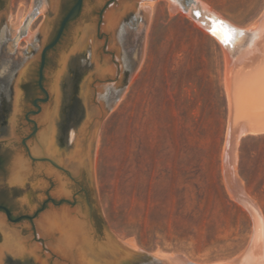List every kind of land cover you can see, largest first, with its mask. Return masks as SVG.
Instances as JSON below:
<instances>
[{
	"label": "water",
	"instance_id": "95a60500",
	"mask_svg": "<svg viewBox=\"0 0 264 264\" xmlns=\"http://www.w3.org/2000/svg\"><path fill=\"white\" fill-rule=\"evenodd\" d=\"M144 1L155 0H76L49 44L66 0H30L20 27L23 7L9 25V0L4 1L0 15L14 38L5 58L17 62L0 69L6 75L0 83V192L7 195L13 214L24 215L13 219L0 206V264H192L179 254L140 251L132 237L119 240L106 227L96 195L99 128L144 56L150 20L149 7H141ZM166 1L170 15L181 12L212 36L224 58L228 113L222 181L231 199L248 213L252 233L237 258L218 264H264L263 219L235 174L239 135L264 132V11L244 29L199 0ZM38 14H43L42 22L28 34ZM213 29L232 30L228 46ZM20 40L26 42L22 49L17 46ZM36 82L43 96L31 104L38 93ZM31 106L35 110L25 116L32 119L25 121L32 131L23 119ZM25 147L31 156L42 158L29 162ZM71 184L77 186L73 195L67 190ZM46 197L58 202L50 199L36 217L27 216Z\"/></svg>",
	"mask_w": 264,
	"mask_h": 264
},
{
	"label": "rangeland",
	"instance_id": "374dc122",
	"mask_svg": "<svg viewBox=\"0 0 264 264\" xmlns=\"http://www.w3.org/2000/svg\"><path fill=\"white\" fill-rule=\"evenodd\" d=\"M249 28L264 0H200ZM30 0H9V25ZM142 63L99 128L94 182L109 231L140 250L179 254L195 264L229 262L247 246L252 224L222 181L228 101L220 44L166 0L151 5ZM43 16L29 24L33 34ZM26 46L24 40L17 43ZM236 172L264 221V133L241 137ZM264 250V238L262 242Z\"/></svg>",
	"mask_w": 264,
	"mask_h": 264
},
{
	"label": "flooded vegetation",
	"instance_id": "af4514ba",
	"mask_svg": "<svg viewBox=\"0 0 264 264\" xmlns=\"http://www.w3.org/2000/svg\"><path fill=\"white\" fill-rule=\"evenodd\" d=\"M4 1L5 0H0V10H1V7H2V5H3V3H4ZM67 2H66V4H65V6H64V8H62L61 9V12H60V14H59V17H58V22H57V24L55 25V27L53 28V30H52V32H51V35H50V37H49V39H48V41H47V43L46 44H49L52 40H53V38L55 37V35H56V33H57V31H58V29H59V26H60V23H61V21H62V19L65 17V15L67 14V12L72 8V6L76 3V0H66ZM83 3H84V0H83ZM83 3H82V5H83ZM82 8V7H81ZM35 10V9H34ZM70 22L71 21H69V22H67L66 23V25H65V27H64V30H63V33H62V36H63V34L65 33V31H66V29H67V27H68V25L70 24ZM62 38V37H61ZM13 39L14 38H11L10 36H9V34L7 33V31H6V28H5V25H4V17H3V15H0V69H2L3 67H8V66H14V61H16V60H14L13 59V57H9V58H11V59H9V58H5V56L7 55H9V53H10V51H9V48H10V46L12 45V44H9V42H12L13 41ZM45 44V45H46ZM52 50V49H51ZM49 52V51H48ZM47 52V53H48ZM10 56V55H9ZM46 56H47V54H46ZM17 62V61H16ZM45 64H46V58H45ZM1 73V72H0ZM3 81H6V75H1L0 74V83H3ZM36 88H37V91H38V93L37 94H35L34 96H33V98L31 99V104H32V102L36 99V98H39L41 95H42V93H41V91L39 90V88H38V86H37V82H36ZM43 96V95H42ZM35 110V108H33L32 106L30 107V109H28V110H26L25 112H24V115H23V119H24V121H25V119H32V117L30 116V115H28V116H25L26 115V113H28V112H30V111H34ZM65 121H66V123H67V121H69V119H65ZM26 123H28L27 121H25ZM29 124V123H28ZM29 125H31V124H29ZM32 125H31V131H32ZM31 131H30V133L27 135V136H25V137H23V139H24V143L22 144V145H25V141H27V139H29L30 138V134H31ZM21 143V142H20ZM25 150H26V152H27V155H28V161L29 162H36V161H38L39 159H41L42 158V156L40 155L39 157H33V156H31L30 154H29V151H28V149H27V147H25ZM27 161V162H28ZM29 165H30V163H29ZM76 185H73V184H71L70 186H67V190L70 192V194L71 195H73V194H75L76 192H77V190H76ZM82 194H83V192H81ZM7 198V195L4 193V192H0V206H2V207H5V208H7L8 210H9V212H10V214H11V218H16V217H18V216H22V215H24V214H13V212H12V209L10 208V206H9V204H8V202H6V199ZM50 199H53L52 197H46L41 203H40V205L38 206V208L33 212V214L32 215H27V216H30V217H33L35 214V217L40 213V210H41V208H42V206H43V204H44V209H46L47 208V206L49 205V204H51V202H50ZM62 199V198H61ZM5 200V201H4ZM54 200V199H53ZM60 200V199H59ZM55 202H58V200H54ZM23 221H32V219L31 220H28V219H25V220H23ZM7 264V263H6Z\"/></svg>",
	"mask_w": 264,
	"mask_h": 264
},
{
	"label": "snow or ice",
	"instance_id": "6c2138e0",
	"mask_svg": "<svg viewBox=\"0 0 264 264\" xmlns=\"http://www.w3.org/2000/svg\"><path fill=\"white\" fill-rule=\"evenodd\" d=\"M220 23L222 24L223 22H220ZM212 31L214 34L220 36V39L225 44V46L229 45V43L232 39V35H231L232 30L231 29H228L227 31H224L223 29H221L220 31L213 29Z\"/></svg>",
	"mask_w": 264,
	"mask_h": 264
},
{
	"label": "bare ground",
	"instance_id": "6f19581e",
	"mask_svg": "<svg viewBox=\"0 0 264 264\" xmlns=\"http://www.w3.org/2000/svg\"><path fill=\"white\" fill-rule=\"evenodd\" d=\"M200 1V0H199ZM167 3H168V1H167ZM153 4V1H144V2H141V7H144V6H147V7H151V5ZM42 16H43V14H41ZM229 23V22H228ZM40 24V23H39ZM232 25V24H231ZM261 133H264V132H261ZM246 134H250V133H243V134H241V135H239V137H238V139H237V143H238V141H239V139L241 138V137H243L244 135H246ZM258 134H260V133H258ZM237 146V145H236ZM236 158H237V155H236ZM235 174H236V176L238 177V175H237V172H236V167H235ZM239 178V177H238ZM239 180H240V178H239ZM241 181V180H240ZM243 191L245 192V190H244V188H243ZM245 194H246V192H245ZM247 195V194H246ZM230 197V196H229ZM247 197H248V195H247ZM262 216V215H261ZM262 219H263V217H262ZM263 224H264V221H263ZM263 238H264V234H263ZM136 247V246H135ZM162 253V252H161ZM262 253H263V255H264V250H263V248H262ZM167 254V253H166ZM170 255H176V254H170ZM183 257V256H182ZM185 258V257H184ZM186 259V258H185ZM187 260V259H186ZM188 261V260H187ZM190 262V261H189ZM190 263H192V262H190ZM192 264H195V263H192Z\"/></svg>",
	"mask_w": 264,
	"mask_h": 264
},
{
	"label": "trees",
	"instance_id": "16d2710c",
	"mask_svg": "<svg viewBox=\"0 0 264 264\" xmlns=\"http://www.w3.org/2000/svg\"><path fill=\"white\" fill-rule=\"evenodd\" d=\"M1 164H2V161H1V159H0V165H1ZM5 200H6V199H5ZM5 200H4V201H5Z\"/></svg>",
	"mask_w": 264,
	"mask_h": 264
}]
</instances>
